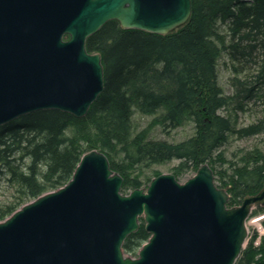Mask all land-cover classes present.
Instances as JSON below:
<instances>
[{
    "label": "water",
    "instance_id": "1",
    "mask_svg": "<svg viewBox=\"0 0 264 264\" xmlns=\"http://www.w3.org/2000/svg\"><path fill=\"white\" fill-rule=\"evenodd\" d=\"M190 14L191 0H0V126L41 110L85 116L104 87L86 40L107 22L166 35ZM122 184L103 153H84L66 184L0 221V264H235L264 203L263 182L228 207L206 163L184 182L160 174L127 194ZM140 218L149 237L127 257Z\"/></svg>",
    "mask_w": 264,
    "mask_h": 264
},
{
    "label": "trees",
    "instance_id": "2",
    "mask_svg": "<svg viewBox=\"0 0 264 264\" xmlns=\"http://www.w3.org/2000/svg\"><path fill=\"white\" fill-rule=\"evenodd\" d=\"M85 46L101 55L104 75L103 91L85 116L41 110L0 126V221L66 184L80 157L95 149L123 178L122 192L159 175H132L139 168L172 160L179 162L177 180L179 172L208 164L216 186L230 195L228 207L261 189L264 150L227 161L220 148L230 136L264 137V0H191L187 22L166 35L109 21ZM221 56L231 62L229 96L218 83ZM251 111L260 116L236 128L237 115ZM135 116L156 117L137 131ZM185 125L192 134L180 142L147 136L153 126L169 133ZM148 237L140 226L124 241V252L135 255ZM235 264H264V235Z\"/></svg>",
    "mask_w": 264,
    "mask_h": 264
},
{
    "label": "rangeland",
    "instance_id": "3",
    "mask_svg": "<svg viewBox=\"0 0 264 264\" xmlns=\"http://www.w3.org/2000/svg\"><path fill=\"white\" fill-rule=\"evenodd\" d=\"M217 76H218V83H219L220 88L222 89L225 95L229 96L232 93V88L229 84V80L233 77V72L231 69V62L229 61V59L226 58V56H221L218 60ZM259 116H260L259 113H256L253 111L245 113V114H238L236 117L235 126L236 128L246 126L249 123H252L253 121H255ZM155 117L156 116H153V117L135 116L133 123L135 124L137 131L148 129L149 125L153 122V119ZM191 134H192L191 125L176 127L173 130H171L169 133L163 132L158 126H155V127L153 126L148 130L147 136L151 140H165V141L173 143V142H180L188 138L189 136H191ZM254 148L264 150V137L256 136V137H251V138L238 139L234 136H230L227 142L220 148V151L224 154L225 159L229 161L232 158H234L233 155L238 154L239 156H235L238 158L244 153L252 151ZM178 165H179V162L177 160H172L168 163L153 165L147 169L139 168L134 173H132V175L137 173L139 178H143L140 175H143L144 177H148V178H151L155 174H159V175L160 174H173L174 175V173H176V168L178 167ZM195 172L196 171L192 169H186L182 172H179L181 177L178 179V181L184 182L186 179L192 177ZM148 184L149 183H144L141 188L142 189L146 188ZM130 191L128 190L122 193L127 194ZM256 218L260 219L259 226L262 229L257 228L254 224H250V221ZM143 225H144L143 219L140 218L139 228L140 226H143ZM246 226H247V240H246V243L243 249H245V247H247L250 243L253 244V247H256L254 244L255 238L258 235L260 237L264 235V203L253 206L251 213L246 220ZM138 250L136 251L135 255H130L125 252L124 254L127 257L135 258L137 257Z\"/></svg>",
    "mask_w": 264,
    "mask_h": 264
},
{
    "label": "bare ground",
    "instance_id": "4",
    "mask_svg": "<svg viewBox=\"0 0 264 264\" xmlns=\"http://www.w3.org/2000/svg\"><path fill=\"white\" fill-rule=\"evenodd\" d=\"M207 165H208V164H207ZM236 206H237V205H236ZM259 222H260L259 218H256V219H252V220L250 221V224H254L257 228L262 229V228L259 226ZM262 233H263V232H262ZM246 240H247V237H246V239H245V241H244L243 248H244V245H245V243H246Z\"/></svg>",
    "mask_w": 264,
    "mask_h": 264
},
{
    "label": "built area",
    "instance_id": "5",
    "mask_svg": "<svg viewBox=\"0 0 264 264\" xmlns=\"http://www.w3.org/2000/svg\"><path fill=\"white\" fill-rule=\"evenodd\" d=\"M260 220V219H259ZM260 236L258 235L256 238H255V241H254V244H255V246L257 247L258 245H259V243H260Z\"/></svg>",
    "mask_w": 264,
    "mask_h": 264
}]
</instances>
